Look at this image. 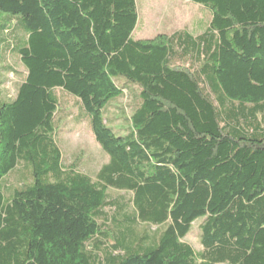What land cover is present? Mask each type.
I'll return each mask as SVG.
<instances>
[{"label":"trees","instance_id":"trees-1","mask_svg":"<svg viewBox=\"0 0 264 264\" xmlns=\"http://www.w3.org/2000/svg\"><path fill=\"white\" fill-rule=\"evenodd\" d=\"M188 1L203 30L134 39L135 0H0V264H264V0ZM63 96L94 176L62 157Z\"/></svg>","mask_w":264,"mask_h":264},{"label":"rangeland","instance_id":"rangeland-1","mask_svg":"<svg viewBox=\"0 0 264 264\" xmlns=\"http://www.w3.org/2000/svg\"><path fill=\"white\" fill-rule=\"evenodd\" d=\"M135 1L138 19L132 32L134 39H150L157 34H170L178 29L187 30L191 34L198 33L204 29L211 17V11L207 7L188 0ZM17 68L18 72H23L22 67L17 66ZM17 81L18 78L14 74L6 76L1 87L8 97L13 96ZM63 98L61 105L63 114L55 133L62 157L65 163L75 162L81 171L94 176L108 157L95 142L81 110L73 105L74 101L71 98L67 96ZM133 103L134 101L128 102L123 115L117 112L115 105H123L125 101L115 102L114 107L112 105L109 108V113L117 117L114 126L121 128V132L128 125V122L121 117L129 118ZM110 193L119 194L117 191ZM186 241L195 249H199L197 238L193 233L187 236Z\"/></svg>","mask_w":264,"mask_h":264}]
</instances>
